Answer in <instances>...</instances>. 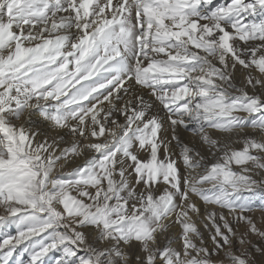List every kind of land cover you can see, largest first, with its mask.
I'll return each mask as SVG.
<instances>
[{
	"label": "snow or ice",
	"instance_id": "snow-or-ice-1",
	"mask_svg": "<svg viewBox=\"0 0 264 264\" xmlns=\"http://www.w3.org/2000/svg\"><path fill=\"white\" fill-rule=\"evenodd\" d=\"M0 209V264H264V0H0Z\"/></svg>",
	"mask_w": 264,
	"mask_h": 264
},
{
	"label": "rangeland",
	"instance_id": "rangeland-1",
	"mask_svg": "<svg viewBox=\"0 0 264 264\" xmlns=\"http://www.w3.org/2000/svg\"><path fill=\"white\" fill-rule=\"evenodd\" d=\"M3 214V210L0 209V215ZM257 217L259 218L260 214L256 213ZM17 235V226L15 224H6V225H0V242H2L3 239L7 238L8 236H15ZM257 237L253 236L252 240L254 242L257 241ZM60 253L50 254L49 264H54V261L56 258H59ZM25 260H27V255H25Z\"/></svg>",
	"mask_w": 264,
	"mask_h": 264
},
{
	"label": "bare ground",
	"instance_id": "bare-ground-1",
	"mask_svg": "<svg viewBox=\"0 0 264 264\" xmlns=\"http://www.w3.org/2000/svg\"><path fill=\"white\" fill-rule=\"evenodd\" d=\"M214 2L217 4V5H219V4H223V3H225L226 2V0H214ZM82 161L81 160H77L76 161V163L77 164H79V163H81ZM73 167L75 166V165H72ZM71 169L70 168H68V169H66V171H70Z\"/></svg>",
	"mask_w": 264,
	"mask_h": 264
}]
</instances>
